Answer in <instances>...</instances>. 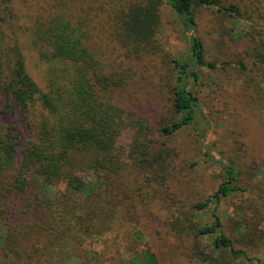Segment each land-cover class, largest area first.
I'll use <instances>...</instances> for the list:
<instances>
[{"label": "trees", "instance_id": "trees-1", "mask_svg": "<svg viewBox=\"0 0 264 264\" xmlns=\"http://www.w3.org/2000/svg\"><path fill=\"white\" fill-rule=\"evenodd\" d=\"M81 1L30 0L26 33L38 55L43 86L28 72L17 43L0 39V201L4 203L0 202V227H5L0 245L7 244L0 246V264H29L27 249L35 246L36 234L44 230L51 245V259L44 264H64L63 249L71 246L67 238L79 232L99 237L111 227L117 211L104 212L102 205L108 201L100 200L98 185L77 174L79 170L98 173L100 179L123 180L129 175L127 170L133 169L150 181L164 183L171 157L166 139L196 118L198 68L227 64L207 59L203 39L191 33L186 56L170 60L173 73L167 113L171 117L152 125L145 114L146 104L129 101L128 58L158 48L164 0H109L108 29L121 50L127 68L122 70L115 61L96 56L88 18L78 11ZM165 2L187 29L196 26L195 11L200 8L241 15L239 5L225 0ZM16 10L11 0H0V25L19 21ZM252 39L250 83L258 85L264 79V26L254 30ZM238 65L246 70L242 63ZM217 162L221 180L213 194L192 206L194 211L244 191L239 164ZM60 183L63 190L58 189ZM43 209L51 212L50 226L42 227L35 216L27 215ZM30 217L35 220L30 222ZM94 217H102L101 222L89 224ZM180 221L176 217L171 225L185 237L194 243L209 242L206 250L193 246L194 258L213 263L228 255L231 262L244 259L252 264L254 258L235 246L218 215L211 222L193 221L192 216L185 217L184 225ZM257 261L264 263L260 258ZM144 263L154 264L153 254L146 253Z\"/></svg>", "mask_w": 264, "mask_h": 264}, {"label": "rangeland", "instance_id": "rangeland-1", "mask_svg": "<svg viewBox=\"0 0 264 264\" xmlns=\"http://www.w3.org/2000/svg\"><path fill=\"white\" fill-rule=\"evenodd\" d=\"M11 1L18 10L19 21L0 25V39L17 43L28 72L43 86L38 55L30 47L26 33L32 4L30 0ZM225 1L239 5L241 15L200 8L195 11L196 26L187 29L164 0L156 36L158 48L145 50L138 58H128L131 69L122 63L121 50L108 29L109 0L81 1L78 11L88 18L96 56L115 61L120 70H128L129 101L146 104L150 124L160 125L171 117L167 113L171 95L168 85L173 73L170 60L186 56L191 33L203 39L207 59L227 64L215 69L198 68L201 79L194 87L198 97L196 118L166 139L171 157L164 183L150 181L133 169L127 170L129 175L123 180L107 176L100 179L92 171L77 172L98 185L100 200L108 201L102 205L104 212L113 208L117 215L99 237L79 232L67 238L71 246L63 249L67 258L64 264H145L146 253L153 254L154 264H248L244 259L231 262L228 255L213 263L194 258L193 246L198 244L206 250L208 240L194 243L171 225L176 217L184 225L185 217L211 222L214 215L221 218L223 231L233 238L235 246L244 248L254 258L252 264H264L257 261L260 258L264 262V79L258 85L250 83L252 34L264 26V0ZM239 62L246 70L239 67ZM218 159L239 164L244 191L194 211L192 206L213 194L221 180ZM62 184L58 189L63 190ZM52 192L50 189L49 194ZM27 215L35 216L42 227L51 225V212L47 209ZM35 218L30 217L29 221ZM101 220L102 217H94L89 224ZM47 234L45 230L40 236L36 234L35 246L28 247L29 264H44L51 259ZM0 235H5L4 226L0 227Z\"/></svg>", "mask_w": 264, "mask_h": 264}]
</instances>
